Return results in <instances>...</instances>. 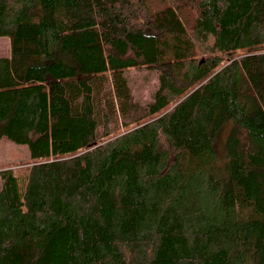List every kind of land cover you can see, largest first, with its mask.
I'll return each mask as SVG.
<instances>
[{"label":"trees","instance_id":"1","mask_svg":"<svg viewBox=\"0 0 264 264\" xmlns=\"http://www.w3.org/2000/svg\"><path fill=\"white\" fill-rule=\"evenodd\" d=\"M0 37V264H264V0H0Z\"/></svg>","mask_w":264,"mask_h":264},{"label":"rangeland","instance_id":"2","mask_svg":"<svg viewBox=\"0 0 264 264\" xmlns=\"http://www.w3.org/2000/svg\"><path fill=\"white\" fill-rule=\"evenodd\" d=\"M11 52V41L9 37H0V56L9 55ZM128 81L132 101L139 105H146L153 98L154 91L159 86V78L152 69H131L124 72ZM108 92L99 93L96 97L97 108H102ZM118 101V100H117ZM112 102L110 101L109 104ZM121 113V111L119 112ZM116 127V126H115ZM230 123H225L219 130L214 146L220 159L226 155V139ZM30 150L26 143H20L8 136H3L0 141V169L2 167H16L29 162ZM1 186V180H0Z\"/></svg>","mask_w":264,"mask_h":264}]
</instances>
